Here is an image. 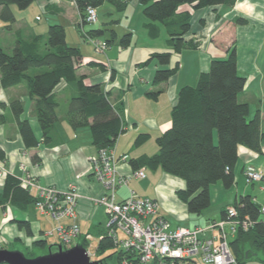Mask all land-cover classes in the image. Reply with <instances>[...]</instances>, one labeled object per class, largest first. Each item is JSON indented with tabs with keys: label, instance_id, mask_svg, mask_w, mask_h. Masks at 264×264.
<instances>
[{
	"label": "crops",
	"instance_id": "1",
	"mask_svg": "<svg viewBox=\"0 0 264 264\" xmlns=\"http://www.w3.org/2000/svg\"><path fill=\"white\" fill-rule=\"evenodd\" d=\"M45 1L47 0H44L41 6L47 15L50 17L57 15L66 20V14H68L66 0ZM122 1H127V4L138 3V0ZM128 7L127 5L125 11ZM76 9L79 14L77 6ZM183 9L192 12V27L187 39L193 40L198 47L185 50L180 54L174 53L169 67L172 68L179 63V72L169 81L158 86L153 84L154 76L156 71L163 67L156 61L147 66L141 64L153 52L171 50L169 47L167 50V47L156 43L155 38L149 35L145 28L147 19L129 20L128 17L126 18L128 22H123L119 18L110 21L107 19L103 21L104 23L102 22L105 27L101 26L100 22L95 29L112 30L116 35V39L109 44L107 55L103 57L94 58L83 54L78 46L71 45L80 49L85 63L89 61L105 63L108 68L105 72L82 65L79 73L87 76L86 81L89 84L100 83L106 91L111 90L114 105L123 103L122 117L125 133L118 140L116 152L118 156L123 154L129 156L127 162H120L118 165L119 174L129 180L127 185L117 189L116 200L123 201L131 194L154 199L159 203V213L171 223L172 228L207 226L211 221L221 220L226 208L232 206L240 196L250 195L259 203H264V184H248L244 176V169L249 164L264 168V155L244 146L238 148L239 159L235 168V184L230 189H226L222 182L212 185L211 206L200 215L190 214L186 204L177 196V192L186 187L184 180L168 175L161 169L152 170L145 167V178L132 176L134 170L130 165V159L157 153L156 138L171 128V112L177 103L179 90L184 86L195 85L199 75L210 70L213 59L228 57L233 48L237 52L239 74L247 79L245 89L239 94L238 100L249 105V119H253L257 112L260 113L261 130L264 132V0H237L233 6L217 5L196 10L190 6H184ZM14 12L17 21L13 25V30L6 29L8 33L15 34L16 30H20L23 34L27 33V35L24 34L27 36L25 38L40 34L32 26L29 10H19L18 13L14 10ZM239 18H243L245 23H237ZM35 20L41 21L42 17L36 14ZM138 21L141 23L138 24ZM5 25L1 26L2 29H5ZM116 27L122 31H118ZM163 29L164 27L160 25V34ZM1 31L4 35L5 32ZM45 33L46 31L41 34ZM123 33L124 35L132 34L128 47L120 45ZM109 38L110 33L107 32L102 39ZM10 39L11 47L14 48L16 37ZM112 74H114V80H111ZM58 91L60 104L63 101L59 121L56 124L59 141L52 145L40 144L35 148H27L13 115L11 104L17 100L22 102L24 112L21 118L30 121L36 138L41 140L42 132L37 122L33 102L30 100L26 84L4 88L0 76V162L16 178L24 175L21 165H25L27 170L36 176L41 186H53L61 191L67 190L71 185L75 186L80 194L77 222L81 228V236L85 238L87 234H90L99 238L106 232L107 216L102 207L92 202V198L103 195L105 189L92 175L89 164V158L96 155L98 149L92 144L90 128L74 130L67 123L64 110L68 105L70 92L65 84H61ZM157 91H160L157 99L147 96L148 93ZM140 133L151 134L150 140L141 146H135V139ZM5 179H0V190L4 187ZM0 214V240H3V237L22 240V237L16 235L22 234V230H16L13 220L29 222L30 231L27 232L33 240V245L37 240L51 237L48 233L55 228L50 231L42 228L38 217L54 223L55 221L42 214L35 205L18 206L7 202L0 205ZM262 218L264 219V216ZM72 221L65 219L62 223L71 224Z\"/></svg>",
	"mask_w": 264,
	"mask_h": 264
},
{
	"label": "trees",
	"instance_id": "2",
	"mask_svg": "<svg viewBox=\"0 0 264 264\" xmlns=\"http://www.w3.org/2000/svg\"><path fill=\"white\" fill-rule=\"evenodd\" d=\"M35 1L0 0V20L6 24L5 28L13 30L17 21L14 7L21 11L26 10ZM236 1L138 0L148 20L145 28L149 35L158 38L162 25L167 32V43L171 49L166 52H153L141 64L147 66L156 61L163 67L155 73V86L169 81L179 72V63L169 67L174 53L180 54L198 47L193 40L187 39L192 27V12L184 10L183 7L190 6L196 10L217 5L233 6ZM105 2L112 3L119 11L125 10L128 5L127 1L122 0H76L75 4L81 19H84L88 7L97 9ZM244 21L243 18L237 19L239 24L245 23ZM86 25L89 24L83 25L86 32L82 31L81 25L78 26L82 38L86 35L102 39L110 32V38L105 41L110 44L116 39L112 30H86ZM15 35L16 43L12 53L6 52L0 45V76L4 88L26 84L33 102L42 132L41 140L36 138L30 121L21 118L24 112L22 102L17 100L11 104L25 146L35 148L40 144L52 145L59 141L56 124L62 109L58 88L65 84L70 98L64 117L70 127L74 130L90 128L92 144L98 152L102 148L114 147L119 137L125 133L123 103L114 105L111 90L106 91L100 83L89 84L86 81L87 76L79 73L82 65L105 72L108 69L105 63H85L80 49L68 44L66 29L60 24L49 25L45 34H36L31 38H25L20 30H16ZM131 40L132 34H125L120 45L128 47ZM111 80H114V74L111 75ZM246 83L247 79L239 74L237 68L235 48L230 50L228 57L213 59L210 70L201 73L195 85L184 86L179 90L177 103L171 112L172 126L156 138L157 153L142 155L129 161L133 170L144 167L161 169L168 175L184 180L186 187L179 190L177 196L192 215H200L211 206L212 185L222 182L226 189H230L235 184L239 146L264 155V132L261 130L260 113L257 112L253 119H249V105L238 100ZM159 94L160 91H157L148 93L147 96L157 99ZM150 137L149 133L138 134L135 146L147 143ZM37 201L35 191L22 188L18 178L7 175L4 187L0 190V205L10 202L13 205L30 206ZM263 205L264 203H259L250 195L238 197L232 205L238 212V219L249 218L254 223L248 231L238 227L230 240V248L237 264H264ZM226 210L223 219L226 217ZM218 221H211L209 224ZM13 222L30 231L28 221ZM46 243L45 239L37 240L34 246L44 247ZM81 243L84 246L87 244L85 238ZM59 245L66 248L61 243ZM113 246V242L104 239L98 247V255ZM0 249L5 248L0 246ZM97 261L108 264L107 258Z\"/></svg>",
	"mask_w": 264,
	"mask_h": 264
},
{
	"label": "built area",
	"instance_id": "3",
	"mask_svg": "<svg viewBox=\"0 0 264 264\" xmlns=\"http://www.w3.org/2000/svg\"><path fill=\"white\" fill-rule=\"evenodd\" d=\"M84 23H98L96 8L88 7L85 18L81 19L82 31ZM84 40L93 45L97 53H104L108 43L103 39L87 37ZM129 156L117 155L116 147L102 148L89 158L92 175L103 185L105 193L92 202L102 207L106 214L105 234L95 238L87 234L84 246L91 260L97 255L100 242L108 239L115 247H121L120 264H237L230 248V240L238 227L248 231L254 223L249 219H238L235 207L229 206L223 220L207 226L172 228L171 223L159 214V203L151 198L138 197L131 194L123 201L116 200L119 187L128 184L129 178L121 176L118 168L120 162H127ZM24 175L18 178L20 186L35 191L38 201L35 206L42 214L51 217L56 226L48 233L55 236L65 247H70L81 236V228L77 222V205L80 198L75 186L61 191L53 186H41L35 175L25 165H21ZM11 172L0 162V179ZM133 177L145 178V168L134 170ZM246 182L264 183V168L248 165L245 169ZM264 213V205L262 207ZM65 219L73 220L71 224H63ZM93 240H97L95 247Z\"/></svg>",
	"mask_w": 264,
	"mask_h": 264
},
{
	"label": "rangeland",
	"instance_id": "4",
	"mask_svg": "<svg viewBox=\"0 0 264 264\" xmlns=\"http://www.w3.org/2000/svg\"><path fill=\"white\" fill-rule=\"evenodd\" d=\"M44 0H36L30 7L29 12H30V21L32 22V26L34 27V29L37 31V33H42L46 31V28L50 25V24H62L64 25L65 29H66V33H67V42L69 43V45H76L78 46L81 51L83 52V54H87L89 56H92L94 58L96 57H103L104 55H107L108 53V49H109V44L108 47L106 49V51H104V53H97L94 51V47L93 45H91L89 42H87L86 40H84V38H82L81 36V31L78 28V26H80L81 23V16L80 13L78 14V11H76V4L75 1L76 0H66L67 1V11L68 14H66L67 18L66 20L63 18H60L59 16L55 15V16H51L47 15L43 9H42V4ZM45 2H50V0H47ZM138 4V5H137ZM134 3V2H130L128 4V10H117L115 5H113L110 2H105L102 6L98 7V23L95 24H89L85 26L86 30H90V29H95V27L97 28L98 25L101 22V26H104L102 24L103 21L107 20L110 21L111 19H122L123 22H128L126 21V18L129 17V20H133L137 19V20H146V17L143 14V7L139 4V3ZM14 10L16 11V13L19 12V10L14 7ZM24 11V10H22ZM109 13H113L112 15H110ZM36 14L38 16L42 17L41 21H36L35 20V16ZM125 16V17H124ZM137 22L138 24H140L141 22ZM104 23V22H103ZM134 23L135 20H134ZM5 23H2V21L0 20V43L2 45V48L8 52V53H12L13 51V46L11 47V39L10 38H14L16 37L14 32L8 33L9 31L5 29H2V25H4ZM118 29V31H122V29H120L119 27H116ZM3 30L5 32L4 35H2V31ZM110 33V32H108ZM25 35H27L26 32H24ZM126 34V33H125ZM124 35V33H123ZM12 36V37H11ZM27 37V36H25ZM167 32L165 30V28L162 30L161 34L159 35L158 38H156L154 41L156 43H158L159 45L163 46V47H167L168 50V44H167ZM14 45V44H13ZM169 50L170 47H169ZM62 101V100H61ZM63 101L61 102V108L63 106ZM121 137V136H120ZM119 137V138H120ZM119 140V139H118ZM117 143L116 142L114 147H117ZM263 153H264V148H263ZM250 165V164H249ZM253 166V165H251ZM255 167V166H254ZM261 168V167H260ZM6 169V167H5ZM263 169V168H261ZM8 170V169H7ZM1 215V214H0ZM38 216V215H37ZM40 218L41 221V226L42 228H44L46 231H50L55 227V223L53 221H46L45 219ZM107 220V218H106ZM14 226L16 228L17 231L22 230V234H16L20 237H22V240H16L14 237L12 239H10L9 237H3V240L1 241V246H3L5 249L9 250V251H20L22 253L25 254L26 257L28 258H34V257H38V256H43L48 254L50 251H56L58 245L60 244L59 240L55 237V236H51V237H46L44 239H46L47 243L44 247H35L32 243V239L30 238V236H28V232H27V228L22 227L20 228L18 226L17 223H14ZM105 231V229H104ZM39 235V233L37 234ZM16 237V236H15ZM84 236H81L79 238H75V240L73 241L71 247L75 246L78 243L82 242ZM92 244L96 247L98 242L97 240H93ZM121 250V247H110L107 248L106 251H104L103 253L97 255L94 257V260H101L104 258H107V262L108 264H120V257H119V252Z\"/></svg>",
	"mask_w": 264,
	"mask_h": 264
},
{
	"label": "water",
	"instance_id": "5",
	"mask_svg": "<svg viewBox=\"0 0 264 264\" xmlns=\"http://www.w3.org/2000/svg\"><path fill=\"white\" fill-rule=\"evenodd\" d=\"M0 264H100V262L91 260L84 245L78 243L66 248L58 245L56 251L34 258H28L20 251L0 249Z\"/></svg>",
	"mask_w": 264,
	"mask_h": 264
},
{
	"label": "flooded vegetation",
	"instance_id": "6",
	"mask_svg": "<svg viewBox=\"0 0 264 264\" xmlns=\"http://www.w3.org/2000/svg\"><path fill=\"white\" fill-rule=\"evenodd\" d=\"M103 264H106V263H103Z\"/></svg>",
	"mask_w": 264,
	"mask_h": 264
}]
</instances>
